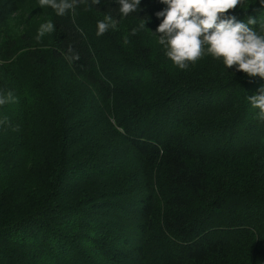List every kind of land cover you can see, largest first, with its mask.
<instances>
[{
    "label": "trees",
    "instance_id": "obj_1",
    "mask_svg": "<svg viewBox=\"0 0 264 264\" xmlns=\"http://www.w3.org/2000/svg\"><path fill=\"white\" fill-rule=\"evenodd\" d=\"M119 7L0 0V95L16 98L0 105V264H264V121L249 100L264 78L210 54L181 70L156 31L167 5ZM108 15L117 28L97 36ZM228 15L264 34L259 0ZM27 16L55 25L48 56L29 52L34 75L2 34Z\"/></svg>",
    "mask_w": 264,
    "mask_h": 264
},
{
    "label": "clouds",
    "instance_id": "obj_2",
    "mask_svg": "<svg viewBox=\"0 0 264 264\" xmlns=\"http://www.w3.org/2000/svg\"><path fill=\"white\" fill-rule=\"evenodd\" d=\"M82 0H39L41 7H51L58 16L69 10H75ZM167 8L158 12L163 17L157 28L160 34L159 43L166 48V56L181 70L189 64L196 63L206 54L222 59L229 69L235 67L249 77L264 78V34L258 32L253 25L257 20L250 17L248 21H238L236 16L228 15L241 4V0H161ZM100 4L101 0H92ZM119 13L122 17L138 11L141 0H118ZM264 6V0H259ZM118 21L108 15L97 22V36L104 35L109 28L116 29ZM143 27V24L141 25ZM55 30L54 23L49 20L42 23L38 30L39 40L46 33ZM137 29H133L135 34ZM264 32V26L261 27ZM128 43L127 38L124 40ZM12 92L0 95V105L15 102ZM251 105L259 109L258 118L264 121V86L259 93L249 96ZM4 122H7L5 117Z\"/></svg>",
    "mask_w": 264,
    "mask_h": 264
},
{
    "label": "rangeland",
    "instance_id": "obj_3",
    "mask_svg": "<svg viewBox=\"0 0 264 264\" xmlns=\"http://www.w3.org/2000/svg\"><path fill=\"white\" fill-rule=\"evenodd\" d=\"M42 23H46L43 16H27L26 19L22 20L14 17L2 26L4 40L8 38L14 44L13 51L15 53L17 68L25 75H34L33 70L37 67V60L29 54V52L33 51L31 49L37 48L48 56L52 47L53 37L51 33H46L39 40L37 39L38 30ZM5 85H7L6 81H0V90ZM58 107L67 108V102L61 100L58 103ZM16 187H19V185ZM16 196L17 193H14L10 198H15Z\"/></svg>",
    "mask_w": 264,
    "mask_h": 264
}]
</instances>
